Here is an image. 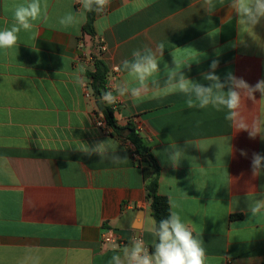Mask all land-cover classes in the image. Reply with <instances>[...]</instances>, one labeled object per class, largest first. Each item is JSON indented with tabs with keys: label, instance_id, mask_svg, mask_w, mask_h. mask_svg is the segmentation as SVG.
Here are the masks:
<instances>
[{
	"label": "crops",
	"instance_id": "obj_1",
	"mask_svg": "<svg viewBox=\"0 0 264 264\" xmlns=\"http://www.w3.org/2000/svg\"><path fill=\"white\" fill-rule=\"evenodd\" d=\"M23 2L0 0V30L12 26L14 7ZM231 2L111 0L96 17L94 40L84 31L89 13L78 27L59 25L80 7L75 0H41L48 20L34 22L35 38L21 31L19 47L0 50V264H108L113 255L126 264L124 253L137 236L151 246L149 164L131 154V131L117 136L97 126L101 114L88 74L98 55L109 71L108 90L117 95V84L136 83L121 62L135 49L162 44L161 72L151 78L156 83L149 95L165 87V64L210 86L201 74L213 59L222 81L230 71L254 85L264 79V26L256 34L239 30ZM102 42L107 49L99 55ZM80 68L85 82L77 85ZM255 97V104L245 100L249 119L264 117V100ZM188 99L177 91L139 104L118 95L115 103H104L117 104L119 127L132 128L150 147L159 194L179 205L182 219L215 258L209 264H264V208L256 216L248 211L264 199V173H251L252 154H264V140L236 131L226 109L189 107ZM193 103L198 105L194 97ZM109 140L104 158L82 152ZM176 150L185 158L173 167L168 158ZM117 156L122 160L113 163ZM107 230L124 243L105 244Z\"/></svg>",
	"mask_w": 264,
	"mask_h": 264
},
{
	"label": "clouds",
	"instance_id": "obj_2",
	"mask_svg": "<svg viewBox=\"0 0 264 264\" xmlns=\"http://www.w3.org/2000/svg\"><path fill=\"white\" fill-rule=\"evenodd\" d=\"M110 2L111 0H75V3L80 7L75 12L70 11L61 17L59 25L64 28L78 27L86 21L88 13L102 15ZM206 2H210V0H206ZM230 6L236 14L239 30L247 28L256 34V27L264 26V0H232ZM38 20L43 23L47 22V4H42L41 0H24L23 3L17 4L13 10L12 26L0 30V50L7 52L19 47L21 31L31 33L32 38H35V33L32 30L35 26L34 22ZM163 51L162 44L158 45L155 50L151 48L133 50L132 59L123 60L121 68L126 70L127 75L136 83L133 85L117 84L115 89L117 95L119 97L127 96L133 103L139 104L147 99H157L165 94L182 92L189 96L187 101L189 107L204 108L209 104L222 107L226 109L225 119L236 131H245L252 139L259 136L264 140V117L249 119L243 111L246 99L251 100L254 104L258 102L255 93H259L260 100H264V79L251 85L242 77H237L229 71L222 81L215 72L219 61L213 59L210 64L211 70L201 74L204 80L210 82V86H205L188 79L182 71L176 73L175 69L169 70L168 65L165 64L164 71L168 76L165 87L163 89L156 88L149 95L150 83H156L151 78L160 75L161 72L159 64L163 57ZM177 63L175 60L176 65ZM83 71L84 69L80 68L74 73V82L77 85H82L85 82ZM175 76H178V79L174 80ZM117 95H114L111 90H104L101 93V101L115 103ZM193 97L198 105H194ZM185 143L186 145L194 144L189 140H186ZM109 145H111L110 140L99 142L92 149L86 145L82 152L89 156L95 152L104 158L106 146ZM240 154L247 157L244 150H241ZM183 158H185L184 153L176 150L168 159L173 167H178ZM121 160L117 156L113 163H118ZM251 173L253 177L261 176L264 173V154L255 152L252 154ZM178 208L179 205L175 201H170L168 215L159 221L155 219L152 221L151 246L146 245L140 236L135 238L131 248L124 253L127 258L126 264H209L210 260L215 259L208 256L203 241L193 234L190 224L184 221L176 210ZM262 208H264V199L257 201L255 206L249 205L248 211L251 216H256ZM108 264H122L121 257L113 255Z\"/></svg>",
	"mask_w": 264,
	"mask_h": 264
},
{
	"label": "trees",
	"instance_id": "obj_3",
	"mask_svg": "<svg viewBox=\"0 0 264 264\" xmlns=\"http://www.w3.org/2000/svg\"><path fill=\"white\" fill-rule=\"evenodd\" d=\"M97 15L95 13H89L87 23L84 27L86 34H89L95 40L94 24ZM98 45V43H97ZM95 47V46H94ZM96 48V47H95ZM95 71L88 74V78L91 80V88L96 98V106L98 111L103 115L107 127L111 130V135L121 136L126 131H131V134L127 137L131 143L133 150L131 154L133 156L141 157L145 162H148L149 167L145 170L146 177L148 179V201L150 203V209L156 221L165 218L170 210L169 199L159 194V167L156 163L154 156L151 153L150 147L147 143L134 131L128 127L126 130L119 127L115 118V111L113 108L105 105L101 101V93L106 90V84L108 81L109 71L104 62L97 55L94 57ZM240 217V216H236Z\"/></svg>",
	"mask_w": 264,
	"mask_h": 264
},
{
	"label": "built area",
	"instance_id": "obj_4",
	"mask_svg": "<svg viewBox=\"0 0 264 264\" xmlns=\"http://www.w3.org/2000/svg\"><path fill=\"white\" fill-rule=\"evenodd\" d=\"M106 46L105 44L102 42L100 44H98V47H97V52L98 54L100 55V53L102 52H105L106 51ZM116 73L119 72V69L118 68H115L114 70ZM109 88V84H108V81H107V84H106V90H108ZM114 109V111L116 112V110L118 109V106L117 104H113V106L111 107ZM101 114V113H100ZM97 126L100 127V128H105L107 125H106V121L103 117V115L101 114V117L97 118V122H96ZM103 242L105 244H110V245H113V246H120L121 244H123L124 242L121 240V238H119V236L116 234V232L114 230H107L104 234H103Z\"/></svg>",
	"mask_w": 264,
	"mask_h": 264
},
{
	"label": "water",
	"instance_id": "obj_5",
	"mask_svg": "<svg viewBox=\"0 0 264 264\" xmlns=\"http://www.w3.org/2000/svg\"><path fill=\"white\" fill-rule=\"evenodd\" d=\"M125 136L127 137V136H128V134H126ZM152 218H153V220L155 219L154 217H152Z\"/></svg>",
	"mask_w": 264,
	"mask_h": 264
}]
</instances>
